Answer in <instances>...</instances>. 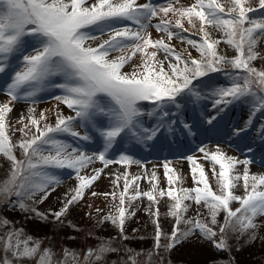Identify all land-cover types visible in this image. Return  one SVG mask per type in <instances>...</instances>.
I'll list each match as a JSON object with an SVG mask.
<instances>
[{
	"label": "snow or ice",
	"instance_id": "obj_1",
	"mask_svg": "<svg viewBox=\"0 0 264 264\" xmlns=\"http://www.w3.org/2000/svg\"><path fill=\"white\" fill-rule=\"evenodd\" d=\"M258 10H264V0H255V4L253 0H193L187 6L181 0L164 3L0 0V79L4 82L3 91L10 98L0 102V157L9 165L0 180V207L7 204L9 211H19L25 220L50 224L56 231L60 226L80 231L67 217L104 168L112 163H141L127 154V149L121 151L118 159H111L110 153L117 146L126 142L133 145L158 142L165 133L174 135L178 125H182L186 135L193 136L194 129L205 124L209 130H218L222 113L237 103L249 107V117L243 127H233L227 134L230 138H241L254 126L258 114L264 116V65H254L258 59L264 60V50L258 51L264 41V15H249ZM170 14L175 17L174 22ZM157 18L158 22L153 23ZM185 21L192 34L200 35L199 41L182 34L189 31L184 27ZM150 27L163 35L154 39ZM210 29L220 33V38L213 39ZM173 39L188 47L178 51L171 43ZM221 42L234 50L235 55L221 54L218 51ZM189 48L198 52V57H193ZM161 52L163 59H158ZM137 54L140 63L133 65L130 72H123ZM217 72L225 75L227 85H212L203 79H210V74ZM55 89L61 92L53 97L58 102L55 124L48 122L44 111L37 116L36 108L29 107L27 116L21 114L16 121L21 127L14 131L21 136L14 141L9 121L13 102H35L40 93ZM204 100L210 101L211 111L205 105L195 123L180 119L190 106L195 111ZM142 102H149L151 110L146 111ZM61 104L73 114L65 116L59 109ZM145 116L153 118L155 123L147 125ZM63 135L94 143L98 150L90 154L83 146H73L58 138ZM257 135L264 140V123L259 125ZM198 151L213 164L215 190L198 158L188 155L195 185L192 188L175 186L183 180L166 161L163 164L166 189L159 187V178L153 170L150 174L145 172L144 177L129 178L127 172L117 175L113 184L119 189L123 178V189L101 193L110 196L112 203L111 210L97 225L115 226L121 240L129 239L125 235V223L135 215L126 203L130 206L146 197L151 204L158 205L165 196L169 198L167 215L174 218L171 232L166 234L161 230L159 210H149L157 219L153 221L154 243L147 250H136L129 245L121 249L113 246L115 238H106L84 249L82 258L77 250L62 246V256L56 259L52 247H42L50 237H33L26 234L24 227L17 228L3 217L0 218V264H25V261L69 264V258L72 264H172L171 253L190 241L207 243L217 252L229 254L228 260L213 264H232L229 233L237 239L245 235L250 241L257 239L261 227L257 220L264 216V174L251 173L249 166L255 161L249 156L241 160L228 155L218 144L214 150L205 145ZM246 152L252 153L254 149L247 146ZM95 161L104 167L82 174ZM238 165L244 166L242 175L236 172ZM65 169L74 173L76 186L56 198L58 208L50 206L47 211H40L37 205L48 200L63 183L54 170ZM144 178L151 184L150 190H140L138 182ZM240 180L242 195L234 191ZM91 195L98 193L93 191ZM233 202L239 205L235 209L231 207ZM193 204L197 206L195 212L188 216ZM201 206L207 210L206 216ZM101 211L96 209L97 213ZM221 213L222 223L218 219ZM88 235L91 237L92 233ZM162 238L165 243H161ZM121 251L124 255L118 261L110 259Z\"/></svg>",
	"mask_w": 264,
	"mask_h": 264
},
{
	"label": "rangeland",
	"instance_id": "obj_2",
	"mask_svg": "<svg viewBox=\"0 0 264 264\" xmlns=\"http://www.w3.org/2000/svg\"><path fill=\"white\" fill-rule=\"evenodd\" d=\"M140 3H144L145 0H139ZM157 3H164L165 0H155ZM193 2V0H181V3L187 6ZM255 4V0H253ZM179 7L180 5H176ZM249 15L254 17H260L264 15V10H258L255 13H250ZM170 18L175 20V17ZM158 18L153 21L157 23ZM131 23V22H126ZM184 27L188 28L189 31L182 33L186 38L200 40V35L192 34L193 30L189 27L187 22H184ZM175 30V29H174ZM149 31L152 34V37L159 38L163 33H157L154 27H150ZM212 38L219 39L221 34L215 30H211ZM106 38V37H104ZM95 43H99L96 41ZM176 49L179 51L183 48L188 47L186 44L180 43L176 39H173L171 42ZM31 49H29L30 51ZM193 57H198L199 53L194 49L189 48ZM264 50V41L261 42L258 51ZM151 51V49H150ZM218 51L221 54H226L229 57L235 55L234 50H231L226 44L221 42L218 46ZM264 54V52H262ZM117 55V54H113ZM163 53L158 54V59H163ZM140 63V56H137L125 67L122 69L123 72H130L132 66ZM254 65L260 67L264 65V60L258 59L254 62ZM165 67L167 65L165 64ZM207 83L212 85H227L229 83L225 75L221 72L211 73L209 77L203 78ZM10 82V80H9ZM4 89V82L0 79V102H7L10 98L7 97ZM61 94L59 89L49 90L42 92L35 99V102L32 100H20L13 102L12 108L13 111L9 114V121L12 127V130L18 129L21 127L20 124L16 121L20 118L21 114L27 116V109L29 107L36 108L37 116L41 111H44L48 117V122L55 124V115L58 102L53 98L54 95ZM145 104V110H151V104L149 102H142ZM208 105V111H211L210 101L204 100L201 101L200 105L196 106V110L193 111L190 106L187 111L180 116L181 120H187L189 123H195L200 112L204 110V106ZM59 109L63 112L65 116L72 115L73 113L67 109L65 105H59ZM249 117V107L244 104H235L227 108V110L222 113V119L218 125V130H209L208 125H203L197 129H194L196 135H186V130L182 131V125L176 126V133L169 134L165 133L160 137L158 142L150 141L147 144H138L133 145L131 143H125L123 145L117 146L111 153V159H118L121 151L127 149V154L132 155L135 160H139L140 164L124 165L118 163H112L104 168V172L101 174L100 178L93 184V186L86 190L83 200L77 204L72 210L71 214L67 217V220H70L74 225L78 226L80 231H73L71 227L60 226L59 230L56 231L53 229V226L50 224L40 225L38 221L25 220L24 216L19 211H9L7 204H4L0 207V218L6 217L9 221H12L16 224L17 228L24 227L26 234H30L36 238H45L50 237L51 239H45L42 247H52L56 252V259H60L62 256V246H66L69 249H75L79 252L80 257H83V250L89 246H96L101 240L106 238H115L114 245L115 247L123 248L124 245H129L131 248L136 250H147L154 243V234H155V224L153 223L156 217H153L149 214V210L156 211L159 210V223L161 230L168 234L171 232L172 224L174 223V218H171L167 215L168 205L171 203L168 197H164L160 200V203L151 204L146 197H141L137 201L132 202L130 206L127 205L130 212H134L135 215L131 216L126 220L125 223V235L129 237L128 240H121L118 238V229L111 225L110 223H104L103 225H97V222L106 215L110 210V205L112 203L110 196L102 195L101 193H109L113 190L120 191L123 189V178L120 180L119 189L115 188L113 180L117 175L124 174L127 172L129 178L131 176L140 175L145 176V172L150 174L155 170L157 177L159 178V187L167 188V180L164 176V162H170L169 166L175 169L176 174L182 178L183 183H176V187H194V183L191 176V165L187 161L186 157L188 155H194L198 158V162L204 167V170L207 174L209 184L212 186L213 190L216 189V179L212 175L213 164L210 160L203 159V154L198 151L199 147L207 146L209 149L215 148L218 144L228 155L237 156L239 159H244L245 155L252 158L255 162L252 163L250 167L251 173L254 174H264V140H262L257 135V129L261 123H264V116L259 114L253 121L254 126L248 130L247 133L242 134L241 138H230L227 133L231 131L233 127H243L244 122ZM144 120L147 125H152L155 123L153 118L144 117ZM25 123L27 121L25 120ZM80 131H83L80 129ZM21 133L14 131L12 136L13 140L16 141L20 138ZM65 140L67 143L72 144L73 146H83L84 150L88 151L90 154L94 151H97V145L94 143H87L78 141L77 139L63 135L58 137ZM247 146H251L254 149V152L247 153ZM244 153V154H242ZM17 156H20L19 150H17ZM9 167L8 163L4 160L3 157H0V180L6 175V170ZM103 164L99 161H95L88 169H85L82 174H90L93 168H102ZM243 165H238L236 172L242 175ZM217 172L219 171V166L216 165ZM58 171L61 176L63 183L57 187L56 191L49 196L43 204L37 205L38 209L42 212L48 210L50 206L59 207V203L56 198L61 196L63 193L68 191L70 188L76 186L77 181L74 178V173L71 170H54ZM171 174V173H170ZM139 187L141 191L150 190L151 184L146 178L141 179L139 182ZM237 188L234 189L236 194H243V181L240 180L237 182ZM95 191L98 193L96 196H92L91 193ZM132 190L130 189V192ZM15 199V197H13ZM118 202V201H117ZM190 203V202H189ZM91 205V207H89ZM238 203L233 202L231 207L235 209L238 207ZM196 205H192V209L187 213L188 216L194 214ZM102 209L101 212L97 213L96 209ZM201 211L206 216L207 210L201 206ZM86 213H91V217L85 215ZM224 214L221 213L218 219L220 222H223ZM51 219V217H50ZM257 223L261 225L258 230L257 239L250 241L248 236H242L237 239L231 233H229V244L231 246V257L233 258L232 264H264V216L258 218ZM136 229L137 231H133ZM7 231V229H3ZM91 232L92 235L89 237L88 233ZM142 233L147 234L148 239H140ZM138 234L140 235L138 237ZM69 236H74V240L68 239ZM166 241L162 238L161 243ZM239 249V250H237ZM124 252L121 251L119 255L113 254L110 259L117 260L119 256H123ZM172 261V264H213V262L218 260H228L229 254L226 252H217L207 243H200L198 241H190L184 243L182 246H177V248L171 253L169 257ZM143 259V257H141ZM25 264H29L28 261H25ZM35 264V262H31ZM69 264H72L71 259L69 258Z\"/></svg>",
	"mask_w": 264,
	"mask_h": 264
},
{
	"label": "trees",
	"instance_id": "obj_3",
	"mask_svg": "<svg viewBox=\"0 0 264 264\" xmlns=\"http://www.w3.org/2000/svg\"><path fill=\"white\" fill-rule=\"evenodd\" d=\"M127 235V234H126ZM141 235V234H140ZM139 234H138V237L140 236ZM142 237L144 238V239H148V237H147V234H145V233H142Z\"/></svg>",
	"mask_w": 264,
	"mask_h": 264
}]
</instances>
